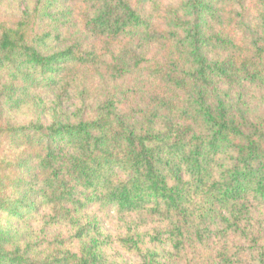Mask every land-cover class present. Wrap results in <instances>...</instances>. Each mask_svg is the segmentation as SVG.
I'll return each instance as SVG.
<instances>
[{
	"label": "trees",
	"instance_id": "1",
	"mask_svg": "<svg viewBox=\"0 0 264 264\" xmlns=\"http://www.w3.org/2000/svg\"><path fill=\"white\" fill-rule=\"evenodd\" d=\"M0 264H264V0H0Z\"/></svg>",
	"mask_w": 264,
	"mask_h": 264
}]
</instances>
